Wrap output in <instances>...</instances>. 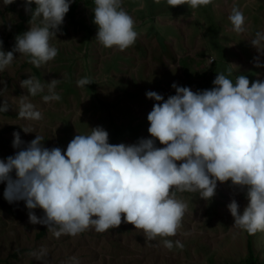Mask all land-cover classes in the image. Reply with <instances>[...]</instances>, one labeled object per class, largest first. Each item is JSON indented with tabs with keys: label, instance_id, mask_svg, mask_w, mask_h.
I'll return each instance as SVG.
<instances>
[{
	"label": "rangeland",
	"instance_id": "obj_1",
	"mask_svg": "<svg viewBox=\"0 0 264 264\" xmlns=\"http://www.w3.org/2000/svg\"><path fill=\"white\" fill-rule=\"evenodd\" d=\"M94 6V0H73L69 12L73 9L74 18L68 12L56 37L50 39L58 49L54 60L37 68L29 57L16 53L11 66L0 71V81L7 83L0 91V104L9 106L7 112H0V160L18 151L13 148L14 132L25 144L39 135L45 148L64 151L75 135L90 134L97 126L108 132L111 144L131 145L151 138L147 115L156 101L146 92H157L166 100L175 95L173 83L202 91L214 86L217 74L227 76L229 71L233 82L241 74L250 85L264 81V67L255 66L257 60L264 65V53L250 43L257 32H264V0H212L197 9L170 8L167 0H123L138 32L135 44L123 52L95 40ZM31 7L34 11L36 5ZM233 7L246 18L245 33L232 30L228 17ZM30 20L22 0L9 5L0 0L3 51L12 50L17 35L40 23ZM30 77L45 85L44 92L31 96L20 87ZM85 77L93 83L78 87L76 82ZM53 79L60 80L55 91L61 99L45 103L46 83ZM22 95L42 113V120L19 118ZM156 146L163 147L158 141ZM5 187L0 183V264H74L73 257L79 264H244L250 246L264 259V231L250 235L233 226L227 205L235 199L242 213L248 201L231 181L218 182L215 196L207 201L197 192H178L177 198L188 204L181 227L173 237L152 241L123 222L104 233L90 228L75 237L57 238L46 226L29 222L23 201L8 203ZM33 211L43 216L41 209ZM163 239L173 242L171 250L164 247ZM177 240L183 249L175 246ZM42 252L46 255L38 259Z\"/></svg>",
	"mask_w": 264,
	"mask_h": 264
},
{
	"label": "clouds",
	"instance_id": "obj_2",
	"mask_svg": "<svg viewBox=\"0 0 264 264\" xmlns=\"http://www.w3.org/2000/svg\"><path fill=\"white\" fill-rule=\"evenodd\" d=\"M13 2L5 0L7 5ZM72 2L22 0L30 21L39 19L40 23L17 35L10 51H3L0 41V71L11 66L16 53L29 57L28 62L37 68L54 60L58 49L50 39L56 37ZM211 2L167 0V5L197 9ZM94 5L95 40L121 52L133 46L138 38L136 22L123 8V0H94ZM228 19L237 34L247 31L246 18L237 7ZM250 43L264 53V32H257ZM255 66L264 67L258 60ZM230 76V71L227 76L219 73L211 89L196 92L173 83L175 95L166 100L157 92H146L148 99L156 101L147 115L151 138L131 145L109 143V134L101 126L92 128L90 134L75 135L66 151L45 148L39 135L25 144L19 132H14L13 148L18 151L0 160L4 199L10 204L23 201L29 222L46 226L57 238L75 237L90 228L104 233L123 222L142 230L152 241L173 237L181 227L188 204L177 198L178 192H197L207 201L215 196L218 182L231 181L248 201L242 213L235 199L227 205L233 226L250 235L264 231V81L250 85L243 74L234 82ZM59 83L56 79L46 83L45 103L60 101L55 91ZM76 83L83 88L93 82L85 77ZM0 84L4 85L0 91L7 88L6 81ZM20 87L31 96L45 89L35 77L22 80ZM8 110L7 102L0 104V112ZM18 116L43 119L24 95ZM157 141L163 147H157ZM37 208L43 211L42 217L34 213ZM163 245L173 248L169 239H163ZM175 246L183 249L178 240ZM72 260L79 264L75 257Z\"/></svg>",
	"mask_w": 264,
	"mask_h": 264
},
{
	"label": "trees",
	"instance_id": "obj_3",
	"mask_svg": "<svg viewBox=\"0 0 264 264\" xmlns=\"http://www.w3.org/2000/svg\"><path fill=\"white\" fill-rule=\"evenodd\" d=\"M70 16L74 18L73 9L69 12ZM22 27H20V31H22ZM251 242V241H250ZM249 256L244 260V264H264V259L260 260V258L254 253L253 247L250 246Z\"/></svg>",
	"mask_w": 264,
	"mask_h": 264
}]
</instances>
